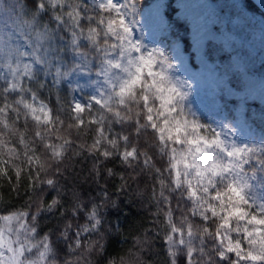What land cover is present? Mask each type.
I'll return each mask as SVG.
<instances>
[{
    "label": "trees",
    "instance_id": "obj_1",
    "mask_svg": "<svg viewBox=\"0 0 264 264\" xmlns=\"http://www.w3.org/2000/svg\"><path fill=\"white\" fill-rule=\"evenodd\" d=\"M151 1L0 0V222L22 213L47 263L246 264L221 247L218 217L196 213L175 184L169 128L194 135L222 117L196 109L172 73L170 37L190 49L175 0L169 34L147 36L141 10ZM210 1L205 16L227 18L239 41L228 49L210 38L203 53L222 48L228 82L242 88L232 53L264 76V11L253 0ZM243 120L254 132L243 169L262 176L264 103L249 100ZM222 187L264 222L236 180L218 178Z\"/></svg>",
    "mask_w": 264,
    "mask_h": 264
},
{
    "label": "rangeland",
    "instance_id": "obj_2",
    "mask_svg": "<svg viewBox=\"0 0 264 264\" xmlns=\"http://www.w3.org/2000/svg\"><path fill=\"white\" fill-rule=\"evenodd\" d=\"M166 3L167 0H152L141 10L145 32L150 38L170 32ZM175 4V15L185 18L190 24V49L185 50L180 38L170 37L172 73L178 85L190 94L196 109L210 108L222 117V122L213 131L194 135H187L175 126L169 128L168 132L177 144L173 161L175 184L187 190L196 213L210 212L218 217L217 237L223 249L234 252L246 264H264V222L240 204L231 202L225 194V187L215 191L218 178L234 179L242 191L248 192V198L259 209H264V174L261 176L254 172L247 175L242 161L243 151L254 137L253 130L243 120L245 106L249 100L264 103V76L257 71L246 70L242 66L240 54L233 52L232 62L242 70L244 86L236 88L227 80L225 92L218 91L215 101H210L206 90L191 75L200 71L204 44L210 38L223 40L225 43L227 37L225 45L232 49L233 41H239V38L228 30L227 18H222V23L209 19L212 21L206 29L209 35L204 38L197 51L191 34L192 14L195 12L205 16V10H212V3L210 0H175ZM194 5L201 7L193 8ZM150 18L155 24L150 23ZM214 23L219 25V29ZM253 45H257V38L251 40L247 47ZM259 45L263 43L260 41ZM259 58L264 60V48ZM229 98H234L236 103L232 104ZM211 102L212 107L209 106ZM228 108L232 110V117L225 121ZM238 195L242 198V193H236ZM47 251L46 244H38L31 239L22 213L10 214L0 222V262L50 264L46 262Z\"/></svg>",
    "mask_w": 264,
    "mask_h": 264
},
{
    "label": "snow or ice",
    "instance_id": "obj_3",
    "mask_svg": "<svg viewBox=\"0 0 264 264\" xmlns=\"http://www.w3.org/2000/svg\"><path fill=\"white\" fill-rule=\"evenodd\" d=\"M193 8H200V5H194ZM212 22L207 16H200L199 13L192 14V39L197 45V51L207 33V25ZM216 23H222L220 18H215ZM150 23L155 24L151 20ZM227 43V37H225ZM223 49L220 47L210 48L203 56L200 57L201 67L200 71L192 73L193 80L206 90L210 101L214 102L217 92L224 93L226 90V82L230 75V66L227 65L223 59Z\"/></svg>",
    "mask_w": 264,
    "mask_h": 264
},
{
    "label": "water",
    "instance_id": "obj_4",
    "mask_svg": "<svg viewBox=\"0 0 264 264\" xmlns=\"http://www.w3.org/2000/svg\"><path fill=\"white\" fill-rule=\"evenodd\" d=\"M264 11V0H253Z\"/></svg>",
    "mask_w": 264,
    "mask_h": 264
}]
</instances>
